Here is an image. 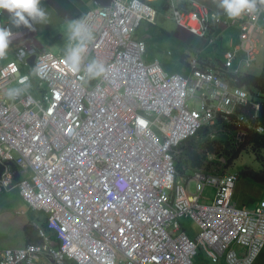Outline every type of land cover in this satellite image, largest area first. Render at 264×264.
<instances>
[{
	"label": "built area",
	"instance_id": "built-area-1",
	"mask_svg": "<svg viewBox=\"0 0 264 264\" xmlns=\"http://www.w3.org/2000/svg\"><path fill=\"white\" fill-rule=\"evenodd\" d=\"M189 2L194 8L183 11L171 0L173 19L203 37L206 9ZM255 6L257 12L248 14L251 26L264 8L260 0ZM154 16L139 0H112L86 13L79 20L93 39L78 73L68 70L65 56L26 47L17 50L16 61L0 67V160H15L23 175L31 172V182H20V194L48 214L47 228L58 241L41 231L42 245L7 249L0 264H191L198 249L213 262L225 257L227 264H251L264 245V200L250 212L237 209L231 202L233 177L197 170L194 194L188 183L175 182L181 142L218 115L229 120L247 104V95L194 68V62L188 80L166 74L156 62L145 64L144 45L132 34ZM240 40L248 64L257 41L250 31ZM32 56L33 73L38 66L45 69L43 79L34 74L39 87L46 84L43 104L27 92L29 79L19 83L25 77L19 67ZM90 57L108 69L91 85L84 71ZM16 81L21 92L9 100L3 93ZM197 91L203 92L196 97L200 111L188 106ZM10 179L5 170L0 192ZM210 186L216 189L212 204L199 205ZM183 218L199 227L194 239L180 225ZM237 246L248 251L238 255Z\"/></svg>",
	"mask_w": 264,
	"mask_h": 264
},
{
	"label": "clouds",
	"instance_id": "clouds-1",
	"mask_svg": "<svg viewBox=\"0 0 264 264\" xmlns=\"http://www.w3.org/2000/svg\"><path fill=\"white\" fill-rule=\"evenodd\" d=\"M111 1L112 0H110L105 5H102L99 2H95L94 6L90 10H88L86 13H88L89 11L94 10V9H102L103 7L107 6ZM139 1L149 5L151 7V9L154 11L155 16H156L154 5L152 3L153 0H139ZM194 1L205 7L206 14L208 16V21L206 24V30H205L203 37L198 36V35L193 34V33H190L189 31H187V30L176 25V23L173 19V15H172L171 0H164L163 1L164 4H163L162 8H164L170 12L168 15V18L170 19V21L174 24V26L178 30L184 31L185 33H187L192 38L195 37L197 39H201L202 41H204L207 44V46L217 44L221 29H223L225 27H237L238 28L239 34H238L237 43L235 44V42L232 39L229 41V46L231 49L228 51H224L223 60L222 61L217 60V62H216V63L219 62L218 65L206 64L197 55H194V56L190 55L187 57V59L183 60V64H185V62L187 63V65H185L186 66L185 69L183 70L184 73L187 74V76H184L181 73H174V74L168 73L167 71H165L162 68V66L160 65V62L158 60H153L150 62L145 61L144 58L146 56V42L142 39L134 38V33L140 28L142 22H145L147 25L148 24L154 25L155 16H154L153 22H148V21L143 20L139 24L137 29H135V31L133 32L132 39L139 41L144 45V53L142 55V61L145 64H151V63L156 62V63H158L160 68L166 74H168L170 76L171 75H179L182 78H184L185 80L190 79L193 76L192 75V68H193V62H194V68L200 70L201 72H206V73L217 76L230 89L238 88V89L242 90L243 92H245V94L247 95V104L242 108H237L234 111V113L229 116V120H225L220 115H218L213 120V122L211 124H204L196 132V134L194 136H192L189 139H186L183 142H181L180 146L177 148L178 156L174 160V165L176 168L175 182H181V183L186 182L189 184V188H190V184L193 183V187H194L193 191H191V189H190V193H192V194H194V191H195V185H194V181L192 180V178L194 176L195 171H197V170H202L204 172H207V173L219 176V177H233L234 178V188L232 191L231 202L235 205V207L237 209L250 212L251 210L256 209L259 206V204L264 200V183H261L258 185V186L262 185L261 186L262 189L259 188L258 186H252V185L248 184L247 182L243 181L244 176H240L239 175L240 172L239 173H232L230 171L234 167L235 163L241 159V155L233 163L228 165L227 164V157L224 154L223 155H221V154L216 155V153H211V152L207 151V149L205 147L206 143H204V144H200L201 149H200L199 153L201 154L202 151H206L205 158L202 160V164L200 167H191L190 165H188V167L182 168L183 172L180 173L179 170L177 169V164L183 163V165H185L184 162L186 161V157L182 153L181 148L184 145H186V143L188 141H191V140H194L195 144H197L198 142H201L203 140H209L211 142H218V143H225L228 140V137H232V139L235 142L236 149H239L241 144H243V142L245 141V138H246L249 130L252 131V134L254 133L258 136L264 137V126L262 124H260V122L257 120V112L259 110L258 104L252 103L250 100V96H249L248 92L245 89H243V87L236 84L239 76L244 71H247L254 64V62L256 61L257 55L260 53L259 47L262 48V45H264L263 42H261V40L256 36L257 34L264 36V8H263V11L260 12L255 25L253 24V26H251V25L247 24V22L249 20L248 14H250V13L254 14L257 12L258 9L255 6V0H218V7L217 8H211L210 7L209 4L211 3V0H194ZM260 1L262 2L263 7H264V0H260ZM172 2L174 3V5H176L177 7L182 9L183 11H186V10L190 11L194 8L191 5V3L189 2V0H172ZM40 3H41V0H0V13H7L11 17L12 23L17 27H19L20 25L30 26V24H29L30 20L31 21H37V22H44L47 19V13L40 7ZM86 13L82 14L77 20L68 23L66 26L67 32H68L69 44H68V47L66 49L65 55H63V57L65 56L64 57L65 63L68 67V70L72 73H78L81 71V62H82L83 55L87 52L88 42L93 39V34H92L91 28L86 24L85 21L79 20ZM260 21H262V27L259 25ZM245 23L247 26L245 25ZM7 26L9 28H6ZM243 26H246L245 30L242 29ZM247 31H250L251 37L257 41V53L254 54V59L251 62H249L248 64L245 62V60H247V54L242 49H240V48L238 49V47L241 43L240 35L243 32H247ZM12 36H13V31L8 24H6L4 27H0V64L3 61V59L6 58L8 55L9 43H10V39ZM260 43H262V44H260ZM23 47L28 48L27 46H23ZM23 47H18L15 49V51H14V58L15 59L13 61H10V62L16 61V52L19 48H23ZM238 53H241L242 56L238 57ZM21 54H23V53H21ZM56 56H59V55H56ZM32 57H34V56H32ZM28 60H27V66L20 65V67H19L20 71H21L22 67L30 68L29 64H28ZM34 60H35V57H34ZM90 61L91 62L86 66L84 71H85L87 77L89 79H91V81H90V85H91L94 82H96V80L98 78L103 77L106 74V72L108 71V69L106 68L104 63L100 60H95L93 57H90ZM10 62H7L3 65H0V67L4 66ZM33 67H34V65H33ZM33 67L30 69L32 70ZM21 74H22V71H21ZM34 74L39 76L41 79H43L45 77L44 67L38 66L37 68H35L34 73L32 71L31 77L22 74V76H25V77L20 78L19 83L22 85L26 84L27 80L29 79L30 82L26 86L27 92L37 102H39L40 104H43L42 96L44 95V93L46 91V84H43L41 87H39V81L35 77ZM82 79H83V77H82ZM92 79H94V80H92ZM33 82H36V83L34 84ZM19 83L17 81L12 83L8 87V90H5V92L3 93L4 96H6L9 100L15 99V97H17L21 92V89H19ZM14 84L16 87L14 89H10V87H12ZM32 85H35V87L33 89L31 88ZM34 93H39V98H36L34 96ZM202 95H203L202 91H197L195 93V97L193 99L188 100L189 108L197 110L195 107L199 106V104L197 102L196 97H200ZM192 106H193V108H192ZM200 110H198V111H200ZM250 110H252V112H250ZM217 122H219V123L223 122V124L225 123L226 126H228L231 131L226 130L224 127L223 128L220 127V124H217ZM153 128H155L158 131L159 135L154 133ZM205 128H207V132L205 133V135L203 134L204 135V138H203V135H199L198 132L202 131ZM151 131L160 141H162V134L156 126H152ZM239 134H240V136L242 134V138L237 137ZM217 137H223L224 140L215 139ZM216 151H217V148L215 145L214 152H216ZM12 154H13L14 158L17 157L16 152H13ZM241 154H245V153L242 152ZM246 155L251 157V155H249V154H246ZM259 155H264V152H261L257 149V153L255 154V157H254V159H252V161L257 163L256 158L258 159ZM5 162H12L17 167L18 172H19L18 182H15L14 176L12 173V169L9 166L4 165ZM0 164L3 165V171L0 175V180L3 178L5 170L8 171V173L11 175L10 187L8 189L2 190L0 192V195L11 190V189H13L14 187H16L18 190V195H19L21 201L25 204L26 208L30 211V213H33L36 216H38L39 220H43L44 224H45V227H42L40 225V222L37 221V217L35 215H32V216H34L33 220H29L28 225H26V227H24V228L25 229L31 228L32 231H34L36 233V236L41 241L39 243H27V242H25L24 245L18 246V247H6V248H3L0 250V254L7 249H20V248H24L28 245H42L44 243V240L40 236L41 231L45 232L48 239L52 243H57L58 241L56 240L55 233L53 231L48 230V228H47L48 227L47 226L48 214L43 212L42 210H36V209H33L32 207H30L24 201L23 197L20 194L19 184L22 180H27L28 182H31V177H30L31 172H27L26 175H23L22 170L16 164L15 160H8V161L0 160ZM245 166H247V167H245L241 171H246L247 174H249L250 171L256 170V167L249 169L248 165H245ZM257 166H258V169L261 167L258 164H257ZM245 177H247V176H245ZM244 184H247L248 188L245 187L244 190L241 191L240 188L243 187ZM207 189H212L213 197L211 199H209L210 200L209 204H202L201 203L202 199L203 200L208 199V198H204V196H203L204 192ZM238 190H240V191H238ZM254 190L260 191L262 193V197L258 198V193H253ZM204 192L202 194V198H200V200H199V205H203V206L204 205H211L213 202L214 196L216 194L215 187L210 186V187L206 188L204 190ZM240 192H241V194H245L247 197L245 198V195H242L243 199L240 201V203H236L233 200V198L238 197L240 195ZM248 197H255L256 198L255 203L249 204L250 207L245 206V202L248 200ZM20 214L24 215V212H21ZM33 221H35V222H33ZM194 224L198 228V232L193 237H191L188 234V232L186 231V229H184L183 225L180 224L182 226L183 230L185 231L186 235L190 239H194L200 232L199 227L196 225V223H194ZM242 247H238V246L235 247L238 255L246 254V252L248 251L246 247H243V248ZM263 250H264V245L262 246L260 251L255 254L254 260L251 264H255V262L257 261V259L261 255V253L263 252ZM199 254L203 255L204 260L206 262L205 264H223V263L227 264L225 257H221L218 261L213 262L211 260V258L207 257L205 252L202 251L201 249H198L196 251L195 255L191 259V264H195L196 257ZM67 264H74V263L68 262Z\"/></svg>",
	"mask_w": 264,
	"mask_h": 264
},
{
	"label": "rangeland",
	"instance_id": "rangeland-1",
	"mask_svg": "<svg viewBox=\"0 0 264 264\" xmlns=\"http://www.w3.org/2000/svg\"><path fill=\"white\" fill-rule=\"evenodd\" d=\"M163 1L164 0L152 1L156 12L155 23L153 26H150L147 25L145 22H142L140 28L134 33V38L142 39L146 42V56L144 58L145 61L150 62L154 59H157L160 62L162 68L168 73H179L180 70L185 69V64H183V60L187 59V57L191 55L190 53H197L198 48L202 49L203 54H208L209 51L206 50L207 44L201 39H197L195 37L192 38L189 35L179 33V30L168 19V15L170 12L162 8L164 4ZM261 42H263L264 44V38L261 39ZM259 50L260 53L257 55L256 61L247 70L250 74L255 76H260L264 68V45H262V48L259 47ZM217 52L219 59L222 61L224 53L223 49L217 50ZM167 53H170V55H167ZM21 71L24 75H27L29 77L32 76V70L30 68L22 67ZM183 75L187 76V74L185 73H183ZM33 83L35 84L36 82ZM15 87L16 86L14 84L12 87H10V89H14ZM34 87L35 85H32L31 88L33 89ZM34 96L36 98H39V93H34ZM195 108L197 110H200L199 106H196ZM153 131L154 133L159 135L158 131L155 128H153ZM245 165H248L249 169L256 167L255 171L258 170L257 163L253 162L250 156L241 154V159L235 163L234 167L230 171L232 173H239ZM248 180V177H243L244 182H247ZM245 187L248 188V185L244 184V186L241 187L240 190L243 191ZM190 189L191 191H193V183L190 184ZM242 195L245 194H241L240 192V197H234L233 200L236 203H240V201L243 199ZM203 196L204 198L208 199H202L201 203L209 204V199L213 197L212 189H207L204 192ZM246 197L247 196L245 195V198ZM21 212H24V215H21ZM30 219L31 213L18 197V190L16 187L5 192L4 194H1L0 246H21V243L24 241L23 231L21 230L23 227L28 225ZM179 222L183 225L184 229H186V231L191 237L197 234L198 228L192 221L184 218ZM261 255L257 259V263L260 259H262Z\"/></svg>",
	"mask_w": 264,
	"mask_h": 264
},
{
	"label": "crops",
	"instance_id": "crops-1",
	"mask_svg": "<svg viewBox=\"0 0 264 264\" xmlns=\"http://www.w3.org/2000/svg\"><path fill=\"white\" fill-rule=\"evenodd\" d=\"M109 1L110 0H41L40 7L47 13V19L44 22L30 20V26L20 25L19 27H17L12 23L11 17L7 13H0V27H4L6 24H8L13 31V36L11 37L9 43L8 55L6 58L3 59L0 65L13 61L15 59V49L23 46H27L31 51L45 49L55 55H65L66 49L69 44L68 32L66 27L67 24L77 20L82 14L90 10L94 6L95 2H99L100 4L105 5ZM259 25L262 27V21L259 22ZM179 33L188 35L187 33L181 30H179ZM238 34L239 30L237 27H225L220 31L219 39L217 41L218 48L214 47L213 45H210L206 48V50L209 51L208 54H203L202 49L199 48V53L197 52L194 54H190L192 56L197 55L206 64L218 65L219 62L216 63L217 60H221L218 57L217 50H230L231 48L229 46V41L232 39L236 44L238 41ZM256 36L260 40L264 38L263 35L257 34ZM167 55H170V53H167ZM241 56L242 54L238 53V57ZM179 73L183 74L184 71L180 70ZM253 193L259 194L261 192L254 190ZM21 231H23L24 236V241H20L22 242V246L26 242L28 236L24 227ZM6 247L17 246L4 245L0 246V250ZM261 254L264 256V252H262ZM262 255V259H260L258 263L255 262V264H264V257Z\"/></svg>",
	"mask_w": 264,
	"mask_h": 264
},
{
	"label": "trees",
	"instance_id": "trees-1",
	"mask_svg": "<svg viewBox=\"0 0 264 264\" xmlns=\"http://www.w3.org/2000/svg\"><path fill=\"white\" fill-rule=\"evenodd\" d=\"M211 8H217L218 7V0H211V3L209 4ZM214 47L218 48V44L213 45ZM185 65L187 63L185 62ZM94 80V79H92ZM237 85H240L245 89L249 96L252 103H257L259 106V110L257 112V120L264 126V68L263 72L260 76H255L250 74L248 71H244L236 82ZM252 112V110H250ZM217 124H220V127H224L226 130L231 131L228 126L223 122ZM207 132V128L203 129L202 131L198 132L199 135H205ZM203 135V138H204ZM262 138V139H261ZM206 143L205 147L207 151L211 153H216V155H225L227 157V164L233 163L236 159L239 158L241 153H245L251 155L252 159H254L255 154L257 153V149L261 152H264V137L258 136L256 134H252V131L249 130L247 133V136L245 138V141L243 144H241L239 149H236L235 142L232 139V137H228V140L225 143H218V142H211L209 140H203L201 142H198L197 144L194 143V140L188 141L186 145H184L182 149V153L186 157V161L183 163L177 164V169L180 173H182V168L188 167L190 165L191 167H200L202 164V160L205 158L206 151H202L201 154L199 153L201 146L200 144ZM217 148V151L214 152V148ZM219 145V146H218ZM257 160V164L261 166L258 171H250L249 174H247L246 171H240V176H247L249 180L247 181L248 184L252 186H258L261 183H264V155H259ZM247 167L244 166L243 169ZM247 174V175H246ZM262 185L258 186L261 188ZM262 197V193L258 194V198ZM256 198L255 197H248V200L245 202V206L250 207L249 204L255 203ZM35 215L31 213V216ZM36 216V215H35ZM33 217H31L30 220H33ZM37 217V221L40 222V225L42 227H45L44 221L39 220V217ZM35 219V218H34ZM27 232V243H39L41 240L36 236V233L32 231V229L26 228ZM34 233V235H33ZM205 260L203 255L199 254L196 257L195 264H205Z\"/></svg>",
	"mask_w": 264,
	"mask_h": 264
},
{
	"label": "water",
	"instance_id": "water-1",
	"mask_svg": "<svg viewBox=\"0 0 264 264\" xmlns=\"http://www.w3.org/2000/svg\"><path fill=\"white\" fill-rule=\"evenodd\" d=\"M28 64H29V67L30 68L33 67V65H34V57H31L28 60ZM215 139H217V140H224L223 137H217ZM4 165H7V166H9L12 169V173H13V176H14V180H15V182H18V180H19V172H18L17 167L12 162H5ZM2 171H3V165L0 164V175H1Z\"/></svg>",
	"mask_w": 264,
	"mask_h": 264
},
{
	"label": "snow or ice",
	"instance_id": "snow-or-ice-1",
	"mask_svg": "<svg viewBox=\"0 0 264 264\" xmlns=\"http://www.w3.org/2000/svg\"><path fill=\"white\" fill-rule=\"evenodd\" d=\"M140 123H141V125H143V123H144V122H143V121H141Z\"/></svg>",
	"mask_w": 264,
	"mask_h": 264
}]
</instances>
